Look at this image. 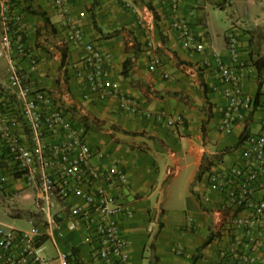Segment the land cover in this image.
<instances>
[{
	"label": "crops",
	"instance_id": "1",
	"mask_svg": "<svg viewBox=\"0 0 264 264\" xmlns=\"http://www.w3.org/2000/svg\"><path fill=\"white\" fill-rule=\"evenodd\" d=\"M15 1L24 17L23 41L29 55L37 60L33 67L29 57L18 58L22 73L34 89L50 92L62 102L86 131L89 146L106 152L96 163L104 168L118 166L128 174V188L119 191L111 187L109 193L131 211L121 221L129 264H214L221 246L213 231L219 196L209 189V176L240 163L246 134L258 131L264 123L263 37L256 44L255 32H230L239 35L242 55L254 66L241 83L254 99L255 110L246 125L238 124L228 134L220 129L226 107L225 85L215 63L204 64L212 54L229 60L230 33L225 36L224 47L211 38L206 10L214 0H182L178 14L206 43L203 53L184 45L165 0H63L66 12L58 9L56 0ZM33 11L44 13V17ZM140 17L152 23L150 30L136 25ZM68 19L82 27L84 45L111 54L112 60L105 65L106 80L138 102L139 112L121 109L117 98L100 100L95 96L92 102L85 101L88 84L75 68L80 65L78 69H82L84 46L71 42ZM148 32L154 49L146 47ZM112 34L118 36L108 38ZM134 53L132 75L125 77L124 64ZM153 56L160 57L164 66L155 72L150 69ZM3 59L7 61L9 82L10 65ZM164 73L169 76L164 77ZM0 87H8V83H0ZM64 92L70 96L67 101L61 99ZM148 111L182 120L170 127L148 118ZM83 116L97 118L104 126L89 130ZM127 132L138 136H128ZM201 170L205 172L197 179ZM178 189L180 200L185 199V210L172 211L168 202ZM258 195L264 196V190ZM86 237L84 227L70 231L66 222H60L47 240L52 243L51 250L46 246L47 255L56 257L60 250L70 254L73 264H85L93 258L94 249ZM210 237L212 242L204 247Z\"/></svg>",
	"mask_w": 264,
	"mask_h": 264
},
{
	"label": "built area",
	"instance_id": "2",
	"mask_svg": "<svg viewBox=\"0 0 264 264\" xmlns=\"http://www.w3.org/2000/svg\"><path fill=\"white\" fill-rule=\"evenodd\" d=\"M172 24L184 45L198 53L206 50L187 22L179 17L182 0H165ZM15 0H0V59L10 65L8 87H0V156L4 163L0 171V189L5 194L32 188L38 213L29 217L33 227L20 230L0 223V264H73L69 253L58 250L56 257L47 255L46 241L53 237V227L66 222L68 230L84 227L86 240L94 247L93 258L85 264H129L130 253L122 233V217L129 207L116 203L109 193L112 187L127 189L128 174L118 166L104 168L96 159L106 156L103 149H93L86 140V131L62 106L55 95L36 90L22 73L18 58L37 60L29 55L24 43L23 15ZM60 11L66 12L63 0H56ZM146 18L136 25L150 30ZM71 42L84 46L82 69L78 74L88 84L85 101L117 98L120 108L135 114L141 106L133 98L119 92L106 80L105 65L110 53L83 43L82 27L70 19ZM227 41L228 61L212 54L205 65L215 63L225 85L226 107L220 124L223 132L231 133L236 125H246L255 110L252 96L243 89L241 80L253 65L243 57L240 37L230 33ZM146 47L155 48L149 32ZM164 66L158 56L150 62L151 71ZM164 73V77H168ZM70 96L62 93L61 99ZM61 102V103H60ZM264 108V107H263ZM148 118L176 127L181 117L164 112L148 111ZM241 162L209 176V189L219 196L214 211L213 231L221 246L214 264H264V123L258 131L246 134L242 143ZM23 183L24 186H18ZM59 209L53 213L55 205ZM175 251L177 247L173 248Z\"/></svg>",
	"mask_w": 264,
	"mask_h": 264
},
{
	"label": "rangeland",
	"instance_id": "3",
	"mask_svg": "<svg viewBox=\"0 0 264 264\" xmlns=\"http://www.w3.org/2000/svg\"><path fill=\"white\" fill-rule=\"evenodd\" d=\"M224 4V0H214L207 5L206 16L211 25V38L224 47L225 36L232 31L236 32L240 29L255 32L256 44L263 37L261 52L264 56V0H227V3ZM7 66L6 60H0V83L2 84L8 83ZM179 189L177 193L172 192L168 202L172 211L185 210V199L181 197L180 200ZM20 192H14L7 196L0 189V223L20 230H29L33 227V222L29 220V217L33 213H38L36 196L32 188ZM52 203L55 205L52 211L56 213L59 209L56 207L55 199L52 200ZM18 213L22 214L17 218L15 215ZM46 246L51 250V241H47Z\"/></svg>",
	"mask_w": 264,
	"mask_h": 264
},
{
	"label": "trees",
	"instance_id": "4",
	"mask_svg": "<svg viewBox=\"0 0 264 264\" xmlns=\"http://www.w3.org/2000/svg\"><path fill=\"white\" fill-rule=\"evenodd\" d=\"M35 14H41L43 17H44V13H39V12H35L33 11ZM93 18H94V15H92ZM118 35L117 34H112L110 35L108 38H113V37H117ZM134 46H138V44L136 43ZM137 52V51H136ZM135 55L134 56H131L130 58H128L124 64V71H123V75L125 77H131V70H132V66L133 64L135 63L136 61V53H134ZM258 61H256L257 63ZM82 121L84 123V125L86 126L87 129H95V130H101L102 127L104 126V124L97 118H92V117H89V116H83L82 117ZM115 128V126L113 127ZM126 135L128 136H138V134L136 133H130V132H127L125 133ZM2 156H0V171L3 169L4 167V163L2 162V159H1ZM204 170H201L200 173L198 174L197 176V179H199L202 174H204ZM22 213H18L15 215V217H20ZM212 242V237L208 238V240L205 242L204 244V247L209 245L210 243Z\"/></svg>",
	"mask_w": 264,
	"mask_h": 264
}]
</instances>
